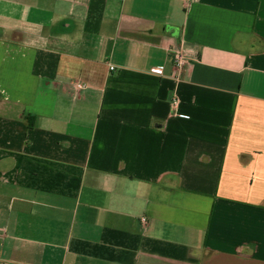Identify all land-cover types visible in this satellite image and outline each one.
<instances>
[{"label": "crops", "instance_id": "0c3cea01", "mask_svg": "<svg viewBox=\"0 0 264 264\" xmlns=\"http://www.w3.org/2000/svg\"><path fill=\"white\" fill-rule=\"evenodd\" d=\"M0 233V264H264V0H0Z\"/></svg>", "mask_w": 264, "mask_h": 264}, {"label": "built area", "instance_id": "2783aa9c", "mask_svg": "<svg viewBox=\"0 0 264 264\" xmlns=\"http://www.w3.org/2000/svg\"><path fill=\"white\" fill-rule=\"evenodd\" d=\"M185 63V59L183 58L182 54H179V53H175V56H174V64L177 66V67H182L183 64ZM115 67L114 65L112 64H109V70H114ZM149 72H153V69H149ZM80 87V85H79ZM141 221L143 223L146 222V218L145 217H141ZM1 233H0V242H1Z\"/></svg>", "mask_w": 264, "mask_h": 264}, {"label": "trees", "instance_id": "16d2710c", "mask_svg": "<svg viewBox=\"0 0 264 264\" xmlns=\"http://www.w3.org/2000/svg\"><path fill=\"white\" fill-rule=\"evenodd\" d=\"M33 116L32 115H27L25 117L26 121L29 122V126H32L31 123H30V118H32Z\"/></svg>", "mask_w": 264, "mask_h": 264}]
</instances>
